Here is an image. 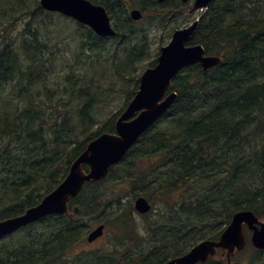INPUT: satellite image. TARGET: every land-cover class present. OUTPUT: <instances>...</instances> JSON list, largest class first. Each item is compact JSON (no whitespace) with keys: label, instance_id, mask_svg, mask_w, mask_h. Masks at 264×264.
Instances as JSON below:
<instances>
[{"label":"trees","instance_id":"16d2710c","mask_svg":"<svg viewBox=\"0 0 264 264\" xmlns=\"http://www.w3.org/2000/svg\"><path fill=\"white\" fill-rule=\"evenodd\" d=\"M88 1L106 10L117 39L99 38L73 20L47 13L38 0H16L21 8L11 22L22 20L19 33L0 25V220L37 205L91 141L114 132L115 120L137 89V64L150 58L143 24L171 21L184 10L180 0L161 5L156 0ZM131 6L144 12L142 22L130 20ZM191 44L219 56L221 64L206 72L192 66L179 73L170 87L177 94L174 105L103 181L84 185L72 201L79 214L31 225L28 231L33 226L40 231L26 230L27 236L21 234L13 247L0 251V264H55L94 225L112 219L124 240L114 250L113 264H162L200 240H215L236 212L264 215V0H213ZM107 65L118 82H125V101L98 121L95 110L113 91ZM106 81L110 85L104 88ZM141 161L145 167L137 171ZM193 181L200 185L198 193L183 198ZM116 182L153 206L178 199L180 204L169 210L164 205L167 212L160 214L172 222L140 223L145 236L139 239L131 203L123 205L108 188ZM177 225L180 230L166 238ZM159 236L161 247L152 242ZM172 239L175 245H168ZM179 241L186 248H178ZM146 242L151 246L144 248ZM165 248L162 257L154 255Z\"/></svg>","mask_w":264,"mask_h":264},{"label":"water","instance_id":"95a60500","mask_svg":"<svg viewBox=\"0 0 264 264\" xmlns=\"http://www.w3.org/2000/svg\"><path fill=\"white\" fill-rule=\"evenodd\" d=\"M163 3L166 0H157ZM190 0H182L187 3ZM212 0H194L192 12L199 10L196 20L187 28L173 32L166 47L160 49L157 65L144 71L139 80V87L133 99L122 115L115 122V134H103L88 144L71 164L65 179L35 207L22 215L0 222V238L36 222L48 215H61L67 212V204L78 195L87 182L103 180L109 170L116 166L137 142L140 136L152 126L174 104L176 93L167 91L172 79L187 66H199L203 71L216 67L221 62L217 56L205 55L200 45L187 46L198 22L208 9ZM40 7L48 12L60 13L73 18L78 23L90 27L100 37L114 36L105 10L86 0H39ZM132 20L141 19V13L133 10ZM88 166L86 173L82 167ZM134 209L145 214L150 206L144 198L135 200ZM78 208L74 213L78 214ZM252 231L251 244L256 249H264V217L257 218L252 211H241L232 216L228 227L218 241H203L187 254L164 264H198L213 257L217 250H222L229 264L230 257L242 251L246 245L243 226ZM103 226L89 233L88 242H93L102 235Z\"/></svg>","mask_w":264,"mask_h":264},{"label":"rangeland","instance_id":"374dc122","mask_svg":"<svg viewBox=\"0 0 264 264\" xmlns=\"http://www.w3.org/2000/svg\"><path fill=\"white\" fill-rule=\"evenodd\" d=\"M19 8H21V6H17V2L16 0H0V25H4V24H9L7 26V30L9 32L11 31H15L16 29H18V33L19 30L21 28V21H18V18L14 21L11 22V15L16 16V13L19 11ZM196 14L191 17H185L184 14L181 15H177V16H173L171 21H165V22H159V21H152L153 25L151 26H147L148 22L150 20H147L142 27H146L147 31H145V35L146 38L148 40V44H149V52H150V58L144 60L143 62H141L140 64H137V71L136 74L139 76L141 74V72L145 69L146 65L153 59H155L159 53V49L161 47L166 46L169 41H170V34L173 32V29L175 28H184L186 26H188L193 18H195ZM62 19V18H61ZM15 24V25H14ZM70 27L73 28L75 27L74 24H70ZM13 29V30H12ZM70 37V36H68ZM66 42H68V46L72 47V40L71 38H68L66 40ZM60 49H62V54L64 55V57L67 59L70 57V53L68 51L63 50V45H60L59 47ZM121 53V52H119ZM108 66V71L109 72V80L113 83V91L110 92L106 96L104 99V102L101 103L95 110V114H96V118L98 121H104L106 119H108L109 117H111L113 114H115L123 105L124 101H125V94L121 91L124 89L125 87V82L123 80L121 81H117L113 71L111 70L110 66ZM98 72V71H97ZM95 75L96 72H95ZM108 85H110L109 82H105L103 84V87L106 88ZM103 96V98H104ZM145 167V163L144 162H139L137 163V171H141L143 170V168ZM116 174H121L120 172H117ZM118 178L119 176H113ZM123 186V187H121ZM108 188L110 190H112L114 193H116L119 197H120V201L123 203V205H128V199H129V192L130 190L128 189V187L123 184V183H118L116 182L113 185L108 186ZM200 188V185L197 182H192L190 183L184 190L187 192L185 196H182L183 198H187L193 195V193H198V190ZM112 192V193H113ZM168 202H164L163 204H161L158 201V204L154 205L153 208V212L152 215L145 220H142L143 222H148L149 224L151 223V221L154 219V222L160 226V224H163L165 222H172L171 217H167L165 215L164 211V205L167 206V209L165 210H169L173 205L176 204H180V202L177 200H171L169 204H167ZM162 212L163 215H160ZM135 224V229L137 231V235L140 236L144 235L145 236V228L144 226L140 227V224L136 225ZM179 226L180 223L178 222ZM103 225H105V233L104 235L97 240L95 243L89 245L87 244L84 240L82 242L76 243L72 246H70L65 252L64 255H62L58 261H55V264H112L115 262V260H117V254L114 252L115 248L121 244V242H124V240L120 237V233L118 231V229L116 228L115 225H119V223H117V219H112V221L110 223H104ZM96 225H94L92 228H94ZM178 225L172 229V232L168 235H166L167 237H171V235L177 233L180 229H178L179 227ZM224 227V226H223ZM222 227V228H223ZM91 228V229H92ZM41 227L38 226H33L31 230H27L28 233L31 232V234L40 231ZM42 231H44V229H42ZM89 232H87L86 234H84L87 237V234ZM169 233V232H168ZM21 234H26L27 233H23L21 232L20 234H17V237H15L13 239V241H2L3 243L0 244V250L3 246H10L11 244L14 243V241H17L20 238ZM167 234V233H166ZM203 235V234H202ZM123 236V235H122ZM205 237H207L208 235H204ZM161 236L157 237V238H153V243L157 246H160L163 244L164 240L163 238H160ZM149 238V237H148ZM147 237H145V240L148 239ZM179 240V239H178ZM176 241L174 239L172 240H168L167 244L168 245H175ZM146 246L144 248H146L147 246H151V244L149 242H146ZM180 244V241H179ZM188 246V245H187ZM119 248V247H118ZM178 248H186L183 244H180ZM167 248L163 249L162 251L160 250V252H157L156 254H154L157 257H162V253L163 251H165ZM148 250V248H147ZM170 250H174V249H170ZM104 256V255H108L107 259H103L100 257ZM159 255V256H158ZM120 256V254H119ZM235 261L239 264H264V254L261 256H258V254L254 253L253 251H251L250 249H248L246 252H243L242 254H239L237 256L234 257ZM51 264V263H50Z\"/></svg>","mask_w":264,"mask_h":264},{"label":"flooded vegetation","instance_id":"af4514ba","mask_svg":"<svg viewBox=\"0 0 264 264\" xmlns=\"http://www.w3.org/2000/svg\"><path fill=\"white\" fill-rule=\"evenodd\" d=\"M69 215V214H68ZM104 233H105V231H104ZM13 235V234H12ZM104 235V234H103ZM9 237H11V235L10 236H7V237H4L3 239H1L0 241H3V240H5V239H7V238H9ZM101 238V237H100ZM100 238H98L97 240H99ZM96 240V241H97ZM96 241H94V242H92V243H90L89 245H91V244H93V243H95Z\"/></svg>","mask_w":264,"mask_h":264},{"label":"bare ground","instance_id":"6f19581e","mask_svg":"<svg viewBox=\"0 0 264 264\" xmlns=\"http://www.w3.org/2000/svg\"><path fill=\"white\" fill-rule=\"evenodd\" d=\"M32 13V12H31ZM5 39V38H4ZM45 47V46H44ZM122 72V71H121ZM119 74V73H118ZM179 75V74H178ZM127 76V75H126ZM81 80V79H80ZM238 155V154H237ZM168 223V222H167ZM121 260H122V258H121Z\"/></svg>","mask_w":264,"mask_h":264}]
</instances>
